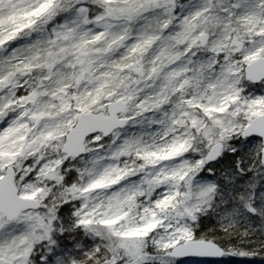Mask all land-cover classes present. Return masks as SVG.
<instances>
[{"label":"snow or ice","instance_id":"obj_1","mask_svg":"<svg viewBox=\"0 0 264 264\" xmlns=\"http://www.w3.org/2000/svg\"><path fill=\"white\" fill-rule=\"evenodd\" d=\"M264 260V0H0V264Z\"/></svg>","mask_w":264,"mask_h":264},{"label":"trees","instance_id":"obj_2","mask_svg":"<svg viewBox=\"0 0 264 264\" xmlns=\"http://www.w3.org/2000/svg\"><path fill=\"white\" fill-rule=\"evenodd\" d=\"M227 264H264V260L260 258L233 257L227 260Z\"/></svg>","mask_w":264,"mask_h":264}]
</instances>
